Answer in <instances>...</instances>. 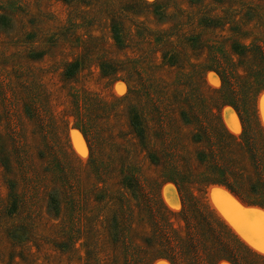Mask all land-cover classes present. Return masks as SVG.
<instances>
[{
    "label": "rangeland",
    "instance_id": "1",
    "mask_svg": "<svg viewBox=\"0 0 264 264\" xmlns=\"http://www.w3.org/2000/svg\"><path fill=\"white\" fill-rule=\"evenodd\" d=\"M263 141L264 0H0V264H201L199 206L264 255Z\"/></svg>",
    "mask_w": 264,
    "mask_h": 264
},
{
    "label": "trees",
    "instance_id": "2",
    "mask_svg": "<svg viewBox=\"0 0 264 264\" xmlns=\"http://www.w3.org/2000/svg\"><path fill=\"white\" fill-rule=\"evenodd\" d=\"M76 65L77 64L75 63L70 67L74 68ZM222 130L225 133L227 132L223 125ZM253 133L255 138H259V134L257 135L256 131H254ZM227 134L229 139L230 137L232 138L233 135H231L230 133ZM245 134L246 132H244L243 130V135L245 136ZM245 140L246 139H244V141ZM243 146H238V150H234L232 146L221 147V150L223 151L220 152L218 157H220L222 162L220 164L215 165L217 169L216 173L220 174L218 175V179L221 178L219 182H222L224 185H226L244 202L255 204L264 209V160L262 161V168H259L258 166L255 167V172L258 175V180L252 181V179H250V171L252 170V167L250 166V164L245 162V160L247 161L246 158L248 155H250V159L256 164L257 158L254 157V154H256L258 148H256L255 150L253 146H251V144L246 143L247 152H245L243 150ZM262 149L264 152V147ZM237 156L241 158H238V160L236 161ZM177 187L179 189V185ZM247 193L251 195H247ZM260 194H262V196H260ZM253 197L256 198L252 199ZM258 197H260V200H257ZM203 209H201L199 206L198 210L200 212L198 211L197 216L191 214L193 222L192 231H194V233H196L198 238L202 241H209L212 244L209 250L205 249V247L198 243L200 241L199 239L194 240L191 231L190 240L192 239L193 242H188L187 245V254H190L189 257H194L196 259L202 258V260L198 261L202 262L201 264H220L218 263L219 261H223L225 263L228 262L230 264H255L253 262V258L264 259V255L258 254L251 248L238 242L216 219L210 216L204 209L206 211L205 213ZM158 220L164 219L161 215H159L158 219L154 220V222L158 224L156 230L161 229L159 236L162 238H160V240H162L163 243L170 242L171 240L168 237L169 234L167 229V223L165 221L161 222ZM161 257L166 258L171 263V260H169L168 256L164 255Z\"/></svg>",
    "mask_w": 264,
    "mask_h": 264
},
{
    "label": "snow or ice",
    "instance_id": "3",
    "mask_svg": "<svg viewBox=\"0 0 264 264\" xmlns=\"http://www.w3.org/2000/svg\"><path fill=\"white\" fill-rule=\"evenodd\" d=\"M261 250L264 251V246L261 247Z\"/></svg>",
    "mask_w": 264,
    "mask_h": 264
}]
</instances>
